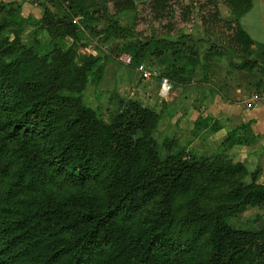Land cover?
<instances>
[{
    "label": "trees",
    "instance_id": "16d2710c",
    "mask_svg": "<svg viewBox=\"0 0 264 264\" xmlns=\"http://www.w3.org/2000/svg\"><path fill=\"white\" fill-rule=\"evenodd\" d=\"M48 4L54 9L35 20L20 3L0 1V264H264V231L230 223L248 208L264 210L261 169L229 156L255 143L251 125L230 130L210 157L171 154V139L161 158L160 113L121 102L109 124L85 105L90 77L101 83L105 64L79 44L86 33L98 36L136 67L158 61L161 77L187 85L195 69L177 64L199 57L200 41L210 46L205 68L250 53L241 18L253 0H104L95 11ZM195 17L218 42L183 32ZM144 21L156 25L149 34L139 29ZM29 25L49 33L45 53L24 45ZM229 60L237 70H264L257 59Z\"/></svg>",
    "mask_w": 264,
    "mask_h": 264
},
{
    "label": "rangeland",
    "instance_id": "374dc122",
    "mask_svg": "<svg viewBox=\"0 0 264 264\" xmlns=\"http://www.w3.org/2000/svg\"><path fill=\"white\" fill-rule=\"evenodd\" d=\"M100 1L103 2L104 0ZM185 1L187 3L191 2V0ZM102 2L100 4H102ZM219 9L223 18L228 20L231 19V12L229 8L224 5H219ZM24 14L25 11L22 9V15L24 18H33L35 20H38L36 19L35 15L27 16ZM79 20L80 19L75 18L74 21L78 23ZM125 21H127L129 24L132 23V20L129 19H125ZM153 25L156 26L155 23L153 24L149 21H144L140 23L139 29L143 30L144 33L146 32L147 34H149L151 33L152 28H154ZM190 26L191 27H187L186 29H184L183 32H191V34H193L197 39L208 38L210 40L214 39L215 42H218V37L216 35H208L199 25V23L196 22V17L195 21L191 23ZM22 40L26 47L34 48L38 53L43 54L46 52L50 44V35L48 32H40L36 34L35 27L29 25L23 33ZM71 42L72 41H70V43ZM206 43L207 42L204 41L199 42V57L196 58L197 60L192 59L195 69L193 80H195V78L197 77L195 80V87H197L198 90L206 87L210 83L211 79H214V76L209 71V68L214 60L218 64V66L230 65L229 59L236 62L237 65L241 64L244 61V59L240 58V55L229 53L228 57L230 58H227L225 56L215 58L205 68L203 62L206 53H203V47ZM79 44L84 46L81 49L82 54H96L102 58V61L105 64V72L101 83H94L92 81L94 77L91 76L87 89L82 94L85 105L87 107L95 109L105 122L109 124L114 122L115 116L121 109V102L137 101L144 107L151 108L160 113L162 116L159 126L154 134L161 158H165L169 154L167 148L164 146V143L166 140L171 139H175L177 141L176 145L172 149L171 154H176L179 151L186 150L187 152L193 153L198 156L210 157L216 154L221 149V144L225 138L223 140L218 139L216 143H210L214 145H211L206 149H201L202 144L207 145V141L209 140V132H205V130H203L204 128L197 129L195 127L196 122L199 119L203 120L202 117H198L196 120L192 118L188 127H186L185 129H181L179 126H168L165 130L161 129L164 122L171 121L175 116L178 115L180 111L184 115H189L190 112L194 111V114L191 115V117L198 116V113H196V109L199 111L201 110V105H199L201 101L200 97L198 95L196 97H191L192 89L195 90V87L187 89L185 92L188 94L186 98L175 102L174 104L159 102V97L156 90V82L153 80H142L139 76V73L136 71L135 65H126L122 63L119 57L120 52L115 49L114 44L102 43L98 36L95 37V35L92 36L89 33H86L82 37V41ZM209 48L210 46L208 44V49ZM145 63L160 70V72L163 68V65L155 60H153L152 64L148 61H146ZM258 70L262 71V68L258 67ZM252 71H245V73H252ZM258 78L263 83L264 72L263 74H260ZM262 83L259 85L258 89L264 88V84ZM255 89L256 88L254 87L252 90L255 91ZM261 91L262 90H260L259 92ZM230 112L231 117H236V108H232ZM183 124L185 125L186 123L183 122ZM230 130L232 129L226 130L225 132L228 133ZM247 162L250 172H255L257 169V163L255 162L253 165H251L249 163V160ZM247 181L250 182L251 177L247 178ZM230 223L233 227L238 229L264 231V210L260 208H248L247 211H245L241 216L231 219Z\"/></svg>",
    "mask_w": 264,
    "mask_h": 264
},
{
    "label": "crops",
    "instance_id": "0c3cea01",
    "mask_svg": "<svg viewBox=\"0 0 264 264\" xmlns=\"http://www.w3.org/2000/svg\"><path fill=\"white\" fill-rule=\"evenodd\" d=\"M2 2H19L22 5V9L25 11L24 15H35L36 19H41L44 14L45 6L50 8L48 0H0ZM68 7H84L91 11H95L100 8V0H63ZM54 9V8H52ZM241 25L246 33L254 42V46L251 48L250 53L245 57L246 59H257L264 66V0H253L252 10L241 18ZM185 33H189L186 31ZM191 33V32H190ZM208 51V43L203 47V53ZM199 52V48H198ZM96 55V54H95ZM201 55V54H200ZM196 59V58H193ZM227 59V58H226ZM197 60V59H196ZM228 60V59H227ZM229 61V60H228ZM236 64V62L233 61ZM181 67H193L194 63L192 59H180L178 64ZM210 73L214 76L210 83L198 90L195 87V80H192L187 85H177L173 83V89L167 100L163 99L159 95L160 83L156 82V90L159 97V102L172 103L183 100L188 95L187 89H192L191 97H200L201 110L196 109L198 113L197 117H191L194 111L189 115H184L181 111L171 121L164 122L162 124V130H165L168 126H179L181 129L188 127L192 118L196 120L198 117H202L203 120H210L211 125H203V130L208 133L209 140L207 145L202 144L201 149H206L211 145L210 143H216L218 139H224L227 136L226 130L234 129L243 124H250L254 136L257 138L255 143L251 146H235L230 150L229 156L235 163H244L248 167V160L251 165L257 163L256 168L261 169V173L258 182L264 184V105L248 106L245 104L246 98L254 93H264V88L258 89L262 83L259 80L260 74H263V70L259 71L255 68L252 73H245L243 70H237L230 67V65L218 66L213 61L209 68ZM210 74V75H211ZM264 84V82L262 83ZM256 88L255 91L252 90ZM236 108V117H231L230 110ZM193 120V121H194ZM236 122H234V121ZM183 122L186 124L184 125ZM214 122H218L220 125L219 131H213L212 125ZM209 126V127H208ZM256 157V158H255ZM250 166V165H249ZM254 169V168H253Z\"/></svg>",
    "mask_w": 264,
    "mask_h": 264
},
{
    "label": "built area",
    "instance_id": "2783aa9c",
    "mask_svg": "<svg viewBox=\"0 0 264 264\" xmlns=\"http://www.w3.org/2000/svg\"><path fill=\"white\" fill-rule=\"evenodd\" d=\"M78 19H81V17H78ZM120 61L126 65H132L133 59L132 56L123 53L120 56ZM136 71L139 73V76L144 81H158L160 83V89H159V95L161 98L167 100L171 94V91L173 89V83L165 77H161L160 70L152 67L151 65H148L147 63H142L136 67ZM245 104L248 106H259L264 105V93H253L250 94L246 100Z\"/></svg>",
    "mask_w": 264,
    "mask_h": 264
}]
</instances>
